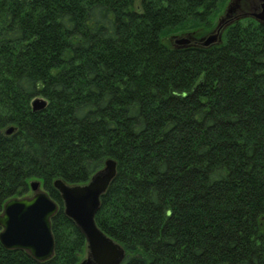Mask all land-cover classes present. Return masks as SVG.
<instances>
[{"label":"trees","instance_id":"1","mask_svg":"<svg viewBox=\"0 0 264 264\" xmlns=\"http://www.w3.org/2000/svg\"><path fill=\"white\" fill-rule=\"evenodd\" d=\"M226 2L0 0V214L34 179L58 205L53 258L0 243V264H79L55 182L85 185L109 159L96 224L122 264H264V25L164 42L212 29Z\"/></svg>","mask_w":264,"mask_h":264},{"label":"water","instance_id":"2","mask_svg":"<svg viewBox=\"0 0 264 264\" xmlns=\"http://www.w3.org/2000/svg\"><path fill=\"white\" fill-rule=\"evenodd\" d=\"M235 9L237 8L232 2L227 5L216 32L203 40L204 47L222 44V33L230 25L229 14ZM251 17L264 25V3L260 12ZM192 41L193 38L188 35L176 39L175 43L180 49H187L192 46ZM31 105L33 112H41L47 108L48 102L38 97ZM14 131L15 128L10 127L6 135H11ZM116 176L117 163L109 159L88 184L70 186L61 180L55 182L64 202L65 215L75 223L87 240V257L80 264H122L126 258L125 250L96 224L101 198ZM31 189L34 194L30 198L12 199L6 203L3 213L0 214V243L6 250H23L35 260L47 262L55 253L51 220L57 213L58 206L41 190L40 182H32Z\"/></svg>","mask_w":264,"mask_h":264},{"label":"flooded vegetation","instance_id":"3","mask_svg":"<svg viewBox=\"0 0 264 264\" xmlns=\"http://www.w3.org/2000/svg\"><path fill=\"white\" fill-rule=\"evenodd\" d=\"M232 2L233 6H236L237 9L233 13L229 14V22L230 23H239L246 20H252L248 16L253 14L259 13L261 7L264 3L263 0H228V4ZM242 20V21H241ZM203 39L200 40H193L192 45L195 47L202 48ZM175 48H179L178 46L174 45Z\"/></svg>","mask_w":264,"mask_h":264},{"label":"rangeland","instance_id":"4","mask_svg":"<svg viewBox=\"0 0 264 264\" xmlns=\"http://www.w3.org/2000/svg\"><path fill=\"white\" fill-rule=\"evenodd\" d=\"M224 7L226 9V4H225ZM221 14H222V12H221ZM233 23H234V21H233ZM218 24H219V20H218V17H217L215 26L212 29H210V30H204L203 29V30L193 31V32H190V33L183 32V33H179V34H171L166 39H164V42L169 47L173 48L174 47V42L173 41L175 40V38L186 37V36L189 35V36H192V38L195 39V40H200V39L206 38L209 35L213 34V31H214L215 27L218 26ZM224 33H225V30L223 31V34ZM33 181H36V179L31 180L30 182H33ZM31 196H32V192H30L25 198H30ZM0 229H1V227H0ZM1 231H2V229L0 230V233H1Z\"/></svg>","mask_w":264,"mask_h":264}]
</instances>
